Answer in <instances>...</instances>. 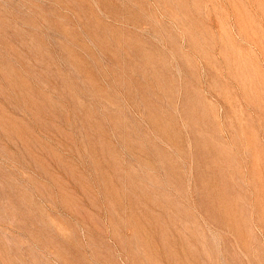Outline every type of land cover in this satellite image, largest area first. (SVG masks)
Returning a JSON list of instances; mask_svg holds the SVG:
<instances>
[{"label":"rangeland","instance_id":"374dc122","mask_svg":"<svg viewBox=\"0 0 264 264\" xmlns=\"http://www.w3.org/2000/svg\"><path fill=\"white\" fill-rule=\"evenodd\" d=\"M0 264H264V0H0Z\"/></svg>","mask_w":264,"mask_h":264}]
</instances>
